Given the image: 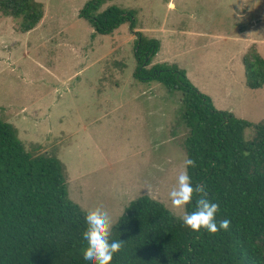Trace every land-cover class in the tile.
<instances>
[{
	"label": "rangeland",
	"instance_id": "374dc122",
	"mask_svg": "<svg viewBox=\"0 0 264 264\" xmlns=\"http://www.w3.org/2000/svg\"><path fill=\"white\" fill-rule=\"evenodd\" d=\"M37 1L43 16L28 32L0 11V119L28 151L61 160L82 209L99 207L114 225L151 188L182 215L168 196L186 159L180 92L134 78L128 23L96 34L78 17L88 0ZM111 5L133 10L135 30L159 41L150 65L184 69L217 109L250 122L244 136L253 137V124L264 123V84L246 85L243 58L264 59V0H109L100 10Z\"/></svg>",
	"mask_w": 264,
	"mask_h": 264
},
{
	"label": "trees",
	"instance_id": "16d2710c",
	"mask_svg": "<svg viewBox=\"0 0 264 264\" xmlns=\"http://www.w3.org/2000/svg\"><path fill=\"white\" fill-rule=\"evenodd\" d=\"M109 0H88L78 12L96 34H110L124 23L135 35L133 76L156 81L168 92H180V115L187 128V171L193 186L206 185L219 204L216 221L228 219V230L192 231L162 202L140 195L125 206L110 240H123L111 264H264V123L253 124L217 109L186 71L174 63L150 65L159 51L157 39L135 30L134 11ZM0 11L19 19V30L35 28L43 16L37 0H0ZM246 85L264 84V59L255 51L243 58ZM150 65V66H149ZM193 203L186 212H192ZM85 211L69 198L65 165L54 154L28 151L16 128L0 119V264H90L83 257L87 242Z\"/></svg>",
	"mask_w": 264,
	"mask_h": 264
},
{
	"label": "clouds",
	"instance_id": "9594fccd",
	"mask_svg": "<svg viewBox=\"0 0 264 264\" xmlns=\"http://www.w3.org/2000/svg\"><path fill=\"white\" fill-rule=\"evenodd\" d=\"M169 7H173L171 4ZM195 167L196 162L186 158L179 171L176 183L168 193L173 210L184 209L193 203L195 207L192 212H183L178 218L183 225L192 231L199 232L201 228L209 233H217L220 230H228L230 221L223 219L217 223L216 213L219 211V204L208 198L206 185L197 183L193 186L191 177L188 174V167ZM150 198L156 199L151 188L146 189ZM175 215V211H173ZM86 229L82 232L83 239L87 246L83 249V257L90 264H111L115 253L121 251L123 240H110L112 221L107 211L101 208L88 209L85 211Z\"/></svg>",
	"mask_w": 264,
	"mask_h": 264
}]
</instances>
